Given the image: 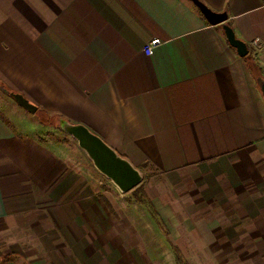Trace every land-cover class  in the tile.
I'll list each match as a JSON object with an SVG mask.
<instances>
[{
    "label": "crops",
    "instance_id": "1",
    "mask_svg": "<svg viewBox=\"0 0 264 264\" xmlns=\"http://www.w3.org/2000/svg\"><path fill=\"white\" fill-rule=\"evenodd\" d=\"M201 1L227 12L247 56L193 0H0V90L18 113L31 112L8 91L36 112L86 125L142 171L169 176L167 186L183 191L162 201L194 214L205 244L260 246L264 0ZM16 121L0 111L6 221L22 211L42 216L47 198L77 190L81 174L60 142L30 136Z\"/></svg>",
    "mask_w": 264,
    "mask_h": 264
},
{
    "label": "rangeland",
    "instance_id": "2",
    "mask_svg": "<svg viewBox=\"0 0 264 264\" xmlns=\"http://www.w3.org/2000/svg\"><path fill=\"white\" fill-rule=\"evenodd\" d=\"M4 95L0 90V111L11 112L30 136L60 142L81 174L77 190L47 198L42 216L22 211L14 220H0V264H264V245L205 244L194 214L172 212L162 201L183 191L170 189L165 173L140 169L143 181L123 193L59 128L60 115L44 109L20 114ZM159 238L165 244L151 243Z\"/></svg>",
    "mask_w": 264,
    "mask_h": 264
},
{
    "label": "water",
    "instance_id": "3",
    "mask_svg": "<svg viewBox=\"0 0 264 264\" xmlns=\"http://www.w3.org/2000/svg\"><path fill=\"white\" fill-rule=\"evenodd\" d=\"M193 2L212 25H222L228 42L236 48L240 56L245 57L249 54L248 44L237 37L233 27L227 22V12L214 11L201 0H193ZM257 83L264 97V77L259 76ZM8 92L20 106L31 113H36L37 106L23 94ZM58 126L63 132L78 141L79 146L87 153L95 167L109 178L121 192H130L143 181L144 174L137 166L86 125L73 123L61 117Z\"/></svg>",
    "mask_w": 264,
    "mask_h": 264
},
{
    "label": "built area",
    "instance_id": "4",
    "mask_svg": "<svg viewBox=\"0 0 264 264\" xmlns=\"http://www.w3.org/2000/svg\"><path fill=\"white\" fill-rule=\"evenodd\" d=\"M144 51L146 52V54L150 55L153 53V45L152 44H147L144 47Z\"/></svg>",
    "mask_w": 264,
    "mask_h": 264
},
{
    "label": "trees",
    "instance_id": "5",
    "mask_svg": "<svg viewBox=\"0 0 264 264\" xmlns=\"http://www.w3.org/2000/svg\"><path fill=\"white\" fill-rule=\"evenodd\" d=\"M254 67H255V66L253 65V68H254ZM258 76H260V75L258 74L257 77H258ZM59 118H60V117H59Z\"/></svg>",
    "mask_w": 264,
    "mask_h": 264
}]
</instances>
